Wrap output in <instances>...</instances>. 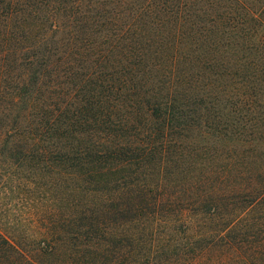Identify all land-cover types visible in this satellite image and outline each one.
I'll use <instances>...</instances> for the list:
<instances>
[{"label": "rangeland", "instance_id": "rangeland-1", "mask_svg": "<svg viewBox=\"0 0 264 264\" xmlns=\"http://www.w3.org/2000/svg\"><path fill=\"white\" fill-rule=\"evenodd\" d=\"M35 1L44 7L36 2L20 7L31 19L6 20L1 15L7 9L0 7V237L21 253L25 264L126 263L125 254L120 260L112 254L102 258L101 252L111 249L94 247L90 235L81 236L80 213L104 206L121 187L110 185L107 189L116 190L108 193L103 184L84 182L87 178L75 163L63 162L58 149L64 144V128L55 129L67 120L55 109L75 95L81 79L106 66V58L124 55L130 45L146 54L144 64L162 65L151 73L142 66L150 88L166 92L161 82L175 85L178 77L187 76L186 88H207L208 98L197 104L173 96L182 118L170 131L164 155L156 156L163 161L152 166L150 175L138 172L125 181L146 178L149 186L159 187L163 206L155 219L115 227L112 233L135 237L131 260L137 264H264V199H237L264 188V67L260 73L250 65L237 71L252 59V37L264 36V0H238L260 10L256 23L263 28L247 12L220 11V0H167L168 12H174L170 16L160 12V4L140 10L145 2L159 0ZM86 9L92 18L86 17ZM52 12L60 13L54 21L56 34L50 28L55 23L46 20ZM68 16L75 20L72 27ZM44 38L60 49L50 58L55 66L44 72L42 84L28 83L22 89L19 78L39 75L47 61L43 58L28 70V56L45 52L43 45L32 50ZM181 42L194 49L174 52ZM69 43L79 56L65 54ZM197 61H204V72L196 68ZM99 72L105 80L103 70ZM202 73L204 78L198 76ZM240 76H252L250 84ZM139 92L137 88L132 94ZM128 99L131 105L133 98ZM135 170L129 166L99 179L113 181ZM0 264L11 263L1 259Z\"/></svg>", "mask_w": 264, "mask_h": 264}, {"label": "trees", "instance_id": "trees-1", "mask_svg": "<svg viewBox=\"0 0 264 264\" xmlns=\"http://www.w3.org/2000/svg\"><path fill=\"white\" fill-rule=\"evenodd\" d=\"M30 2L36 1L0 0V7L7 9V12L1 15V17H6V20L11 18L17 20V18L20 17L31 19V13L24 16L25 10L20 8L23 6L24 8H30V6H33V4L30 5ZM61 2L62 1L59 0L56 4H60ZM36 3L40 6L44 5L42 3ZM167 3V0L153 1L152 3L145 2L140 10L147 12L156 8L158 6L157 4H160L161 6L157 7H163L160 9V12L165 14L169 13L167 16H170L174 12H168L169 10L171 11V8L165 6ZM53 4H55V1ZM251 8L252 4L248 5L244 3L242 5L238 0H220V11H227V14L247 12L249 20H254L256 23L257 19L260 18L258 15H261V13L260 10H258L257 13V11ZM89 12L91 11L86 9V17L90 19L92 17L88 15ZM59 14L60 13L52 12V14L47 15L46 20H49L50 23H55L54 21L59 19ZM82 14H85V11L82 10ZM67 20L70 24L69 26L72 27V24L75 23L73 17L68 16ZM231 20L233 22H239L238 19ZM241 22L242 21H240V24ZM56 23L50 27L51 30H53V28L56 29L53 30L55 34L58 28ZM256 24L260 26V28H263L261 24ZM227 34L230 38L231 33L228 32ZM159 36L160 42L163 43L165 39L161 36V33ZM221 37L224 38V35H221ZM52 38H56V36ZM252 38L253 44L250 46V50L254 52L251 54L252 59L247 63L239 65L237 71H240L246 65H250L254 73L262 72L261 70L264 67V36L255 34ZM47 42L48 39L44 38L36 48H32V50L39 49V46L43 45L45 52H36V55L28 56V70L31 71L34 65L42 62L43 58H46L47 61L42 65L43 69L39 75H25L19 78L18 85L21 86L22 89L23 87L26 88L28 83L34 85L42 84L41 82L45 80L44 72L48 70L49 66H55L50 61V58L54 56V54L59 55L60 49L52 46V40L50 41V46ZM70 44L72 43L66 45V49L64 50L65 54L79 56L78 49L70 47ZM152 44L155 45L157 42L152 41ZM125 47L126 46H124V48ZM176 47L177 46L173 47L174 52L180 51V53L184 50L191 51L194 49V45L186 47L182 42L177 50ZM228 47L230 50L232 49L231 45H228ZM246 48L248 47L244 49L246 50ZM25 52H27V50ZM125 52L124 55L119 53L118 58L113 56V60L109 57L106 58V66L100 67L97 72L87 74L85 77L86 79H81L74 93L75 95L72 97L68 96L67 102L62 103L61 107H56L55 112L61 113L64 120L67 121H62L61 125H56L59 126V128L55 129V132H62V128H64L63 132L60 134L61 139L64 140V144L62 148L59 147L58 152L62 155L64 163H70L72 167L75 163V167L78 168L81 173H84L87 178L84 182L95 187L99 184H103L106 190H108V193H112L116 190L107 189L110 185H117V188L121 187L118 193L115 191L116 195L114 198H110L109 202L104 204V206L95 208L92 212L83 211L80 213L79 221L82 224L80 228L83 230L81 236L84 234L86 236L90 235L89 238L91 241H89V243H94V247H107L111 249L103 250L100 254L102 258L112 254V256L116 255L113 260H120L123 258L122 255L125 254V264H137L136 261L131 260V248L134 247V242L136 243L135 237L133 235H124L121 236L122 238H119L112 233V229L115 227H125L135 222L141 224L143 223L142 221L149 219V217L155 219L163 206V194L159 193L158 186H149L146 178L144 180H142L143 178L135 179L129 183L125 181L133 174H138V172L144 175L146 174L145 176L150 175L152 166H155L157 161L159 164L163 161L160 157L164 155L165 145L171 138L169 135L170 131L173 127H176L174 123L182 118V115L176 112V99H174L173 96H180L184 101H187L186 99H192L197 104H203L208 98V93L205 92L207 88H204V90L198 89L199 91L187 89V76L178 77L180 83L175 85L168 80V83L165 84L161 82L160 88L162 91L166 92H160L154 89V87L150 88L149 86H151L152 83L148 84L149 81L143 80L144 77L141 75L142 66L147 72L151 73L152 71L156 72L155 69L160 71L162 65L160 63L144 64L146 54L142 50L140 52L130 47V45L125 49ZM27 55L28 52L24 55V59ZM39 57H42L41 61ZM101 58L103 60L104 57L102 56ZM201 62L204 64V61ZM201 62L197 61L196 68H200L198 70L204 72L201 70L203 69L200 66ZM119 67L122 69L118 71ZM101 70H103L102 74L105 80L100 76L99 71ZM162 70L165 71L166 69ZM230 72L231 75H233L235 71ZM106 73L108 74L105 75ZM236 75H239V73H236ZM56 76L57 74L55 77ZM162 76L167 79L166 75ZM198 76L201 78L205 77L203 73ZM240 77H242L244 84L245 82L250 84L252 76ZM253 77L259 78V76ZM92 78L96 79L92 81L90 80ZM148 87L149 89L144 91L145 88ZM137 88H140V92L136 93V95L132 94ZM48 89L49 88L46 87V93H48ZM177 90H181L183 94L180 95L176 92ZM122 92L124 93L122 94ZM184 92H188V94ZM128 97L133 98V103H131V105L128 103ZM43 103L45 102L43 101ZM40 107L44 108L45 106L41 105ZM180 107L186 109V104L182 103ZM132 111H134L135 114H133ZM57 122L58 121L55 120V124ZM136 131H139V135L136 134ZM157 155L160 156L158 159L156 158ZM67 165L69 166V164ZM129 166L136 167V170L130 175L121 174L119 178L113 181L100 180L105 176L124 172V168ZM127 173L129 174L130 171L127 170ZM145 182L146 184H144ZM240 197L255 200L254 203L259 202L264 199V188L262 190L239 194L237 199L241 200ZM208 210L210 211V209ZM121 243L124 244L121 245ZM128 248L129 252L127 253L125 250ZM1 259L11 264H25L26 262L21 253L13 245L0 237V260Z\"/></svg>", "mask_w": 264, "mask_h": 264}]
</instances>
